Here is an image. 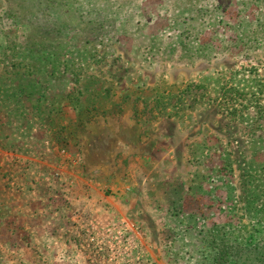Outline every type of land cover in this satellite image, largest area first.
Returning a JSON list of instances; mask_svg holds the SVG:
<instances>
[{
  "label": "rangeland",
  "instance_id": "1",
  "mask_svg": "<svg viewBox=\"0 0 264 264\" xmlns=\"http://www.w3.org/2000/svg\"><path fill=\"white\" fill-rule=\"evenodd\" d=\"M96 189L130 215L83 212ZM237 245L264 264V0H0V264Z\"/></svg>",
  "mask_w": 264,
  "mask_h": 264
},
{
  "label": "crops",
  "instance_id": "2",
  "mask_svg": "<svg viewBox=\"0 0 264 264\" xmlns=\"http://www.w3.org/2000/svg\"><path fill=\"white\" fill-rule=\"evenodd\" d=\"M125 114H126V112H125ZM128 121L130 122V125L131 126H138V124H137V122H136V120H135V118L133 116H131L128 119ZM155 145L156 144H154L151 147L150 150H152L153 147H155ZM147 147H149V145ZM156 147L158 148L157 150H161V147H159L158 145H156ZM130 151H132V153L130 155H126V157H130L131 160L136 161L138 163H143L144 164L143 167H145L146 163H150L151 162L149 155L147 153H143L142 150H141L142 151L141 152L139 147L136 148V146H134V148L132 147L130 149ZM126 157H124V158H126ZM106 182L109 183V182H111V180H109V182L107 180ZM81 184H86V181H84V180L81 181ZM118 184H120V183H118ZM118 184H113L111 182L109 184V186H111V188L113 190H115V189L118 190L119 189V190H121L122 193H124L125 191L122 190L123 188L122 189L119 188ZM128 189H130V187ZM94 193H95V199L90 204V206L86 205V206L81 207L83 209V212H88L90 216L92 214H98V215H101L102 216V214L103 215L106 214L105 213V210L108 211V212H110L108 214L116 213V214L123 215V216H129L130 215L128 213V211L130 209L129 202L127 203L128 200L125 198V196H123V197L120 196V197H122V198H120L119 196H117L115 194L105 195L99 189L94 190ZM83 212H82V215H83ZM85 226H88V225H85V223L81 222V231H84L83 228ZM129 232H132V229L131 228L129 229ZM140 232L141 233H144V231L141 230V229H140ZM87 262L88 261H84L83 263H87Z\"/></svg>",
  "mask_w": 264,
  "mask_h": 264
},
{
  "label": "trees",
  "instance_id": "3",
  "mask_svg": "<svg viewBox=\"0 0 264 264\" xmlns=\"http://www.w3.org/2000/svg\"><path fill=\"white\" fill-rule=\"evenodd\" d=\"M255 251L254 253L258 257V255L261 252V249L258 245H254L253 248ZM244 250V247L237 245V246H220V248H217L214 253V264H230L228 262L227 257L233 255L236 263L238 264L237 260H239V257L242 256V251ZM262 258L264 260V255H262Z\"/></svg>",
  "mask_w": 264,
  "mask_h": 264
},
{
  "label": "built area",
  "instance_id": "4",
  "mask_svg": "<svg viewBox=\"0 0 264 264\" xmlns=\"http://www.w3.org/2000/svg\"><path fill=\"white\" fill-rule=\"evenodd\" d=\"M109 226H110V229L112 230H115V229H118V228H121V227H119L118 225H115V223H113V224H109ZM129 232V231H128Z\"/></svg>",
  "mask_w": 264,
  "mask_h": 264
}]
</instances>
